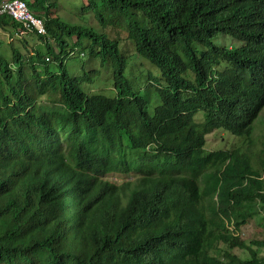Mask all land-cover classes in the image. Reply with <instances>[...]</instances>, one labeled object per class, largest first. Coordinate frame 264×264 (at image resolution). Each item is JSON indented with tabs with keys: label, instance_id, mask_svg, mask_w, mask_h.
Here are the masks:
<instances>
[{
	"label": "trees",
	"instance_id": "1",
	"mask_svg": "<svg viewBox=\"0 0 264 264\" xmlns=\"http://www.w3.org/2000/svg\"><path fill=\"white\" fill-rule=\"evenodd\" d=\"M25 1L53 42L0 50V264H264V239L239 236L264 210V151L205 149L217 129L250 140L264 108V0H87L160 70L152 114L118 39L64 20L60 0ZM84 49L111 61L113 97L69 73Z\"/></svg>",
	"mask_w": 264,
	"mask_h": 264
},
{
	"label": "rangeland",
	"instance_id": "2",
	"mask_svg": "<svg viewBox=\"0 0 264 264\" xmlns=\"http://www.w3.org/2000/svg\"><path fill=\"white\" fill-rule=\"evenodd\" d=\"M87 0H60L58 12L64 20L74 23L82 24L93 27L97 32L102 31L111 36L112 39L119 40V47L128 57L129 64L125 70V75L131 81L133 86L140 88V94L146 97L149 102V112L152 114L156 105L161 103L160 97L156 93V88L149 75L160 76V70L152 66L147 60L136 54L134 44L127 39L125 31H119L115 28H102L93 14V12H83L82 8L86 5ZM35 36L33 34L27 35L26 38L30 40V43L36 44V47L44 49L43 44L38 43L37 40H31ZM10 34L7 31L0 29V50L9 60L12 58V46L15 45L20 48L22 53L26 55L30 54L31 47L25 48L22 39L14 40L11 43ZM76 37L70 39V42H74ZM225 44L229 43L227 38L224 39ZM58 50V48H56ZM59 52V50H58ZM85 56L77 55L72 58H66L65 65L70 74L75 76H81L84 73H91V79L81 80L80 85L90 94H105L109 97H113L116 94L113 79V67L111 61L102 65L100 60L96 57L89 55L88 50L84 49ZM135 52V53H134ZM28 59H24L26 62V71L30 72V66L27 62ZM53 58L51 57L50 63L53 67ZM40 69V67H39ZM6 87V86H5ZM198 120H202L201 114L197 116ZM207 143L205 145L206 150H217L222 148L241 147V152L247 150L253 158L257 159V156L263 154L264 151V108L260 113L258 119L255 122V130L250 140L247 137L235 136L224 129L213 130L206 136ZM231 148V149H232ZM140 153L134 151L132 156ZM112 180L123 182L134 179V175H121L110 174L107 176ZM239 236L242 239H264V210L260 209L258 213L248 221L239 231ZM234 252L245 257L246 253L239 247L234 248Z\"/></svg>",
	"mask_w": 264,
	"mask_h": 264
},
{
	"label": "built area",
	"instance_id": "3",
	"mask_svg": "<svg viewBox=\"0 0 264 264\" xmlns=\"http://www.w3.org/2000/svg\"><path fill=\"white\" fill-rule=\"evenodd\" d=\"M0 13H6L22 24L10 35L9 41L34 33H37L36 35H47L45 20L36 16L24 0H3L0 4ZM46 38L49 42L53 41L48 35Z\"/></svg>",
	"mask_w": 264,
	"mask_h": 264
},
{
	"label": "clouds",
	"instance_id": "4",
	"mask_svg": "<svg viewBox=\"0 0 264 264\" xmlns=\"http://www.w3.org/2000/svg\"><path fill=\"white\" fill-rule=\"evenodd\" d=\"M25 1V0H24ZM44 19V18H43ZM45 20V19H44ZM29 35V34H28ZM12 41H14V40H12ZM12 41H10V42H12ZM53 42V41H52ZM42 44V43H41ZM78 52V53H77ZM75 53H77V55L79 54V51L78 50H74V51H71V55L72 56H76V54ZM84 53L83 52H81V55H83ZM72 56H70V58H72ZM67 58H69V56H67Z\"/></svg>",
	"mask_w": 264,
	"mask_h": 264
}]
</instances>
